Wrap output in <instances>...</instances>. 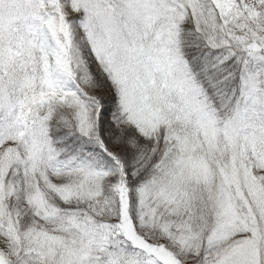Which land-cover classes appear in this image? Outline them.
Listing matches in <instances>:
<instances>
[{
  "label": "snow or ice",
  "instance_id": "6c2138e0",
  "mask_svg": "<svg viewBox=\"0 0 264 264\" xmlns=\"http://www.w3.org/2000/svg\"><path fill=\"white\" fill-rule=\"evenodd\" d=\"M0 264H264V0H0Z\"/></svg>",
  "mask_w": 264,
  "mask_h": 264
}]
</instances>
